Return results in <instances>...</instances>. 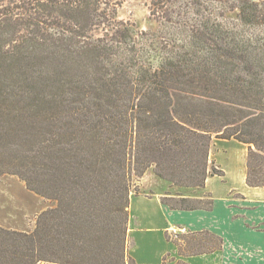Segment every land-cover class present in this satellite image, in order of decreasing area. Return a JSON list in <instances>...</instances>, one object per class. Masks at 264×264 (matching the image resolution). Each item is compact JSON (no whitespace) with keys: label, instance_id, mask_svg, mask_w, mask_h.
I'll list each match as a JSON object with an SVG mask.
<instances>
[{"label":"trees","instance_id":"obj_1","mask_svg":"<svg viewBox=\"0 0 264 264\" xmlns=\"http://www.w3.org/2000/svg\"><path fill=\"white\" fill-rule=\"evenodd\" d=\"M124 1L0 0V177L57 202L33 232L0 226V264H137L135 180L153 168L205 189L225 176L215 138L248 145L246 183L264 188V0H150L153 33L118 19ZM161 202L214 209L211 195ZM168 239L182 257L224 246Z\"/></svg>","mask_w":264,"mask_h":264},{"label":"crops","instance_id":"obj_2","mask_svg":"<svg viewBox=\"0 0 264 264\" xmlns=\"http://www.w3.org/2000/svg\"><path fill=\"white\" fill-rule=\"evenodd\" d=\"M248 151V145L236 140L217 139L214 142L210 154V162L215 157L216 168L222 170L225 176L209 177L206 183L205 189L212 194L211 196L214 199V209L210 212L204 210H172L162 204L163 192L161 191L133 195L131 197L128 224L129 257L135 260L137 264H162L166 256H168L167 264H178L180 261L186 264H195L198 258L211 257L223 252L225 249L229 252L228 240L219 229L224 223L239 229V236L245 243L243 248H245L247 253L253 255L257 252H264V233H260L261 236L253 234L254 232L245 224V221L248 224H264L262 220L253 221L252 215L258 213L260 209L250 215V219L238 217L233 220L232 208L226 203L235 194L248 201L258 202L264 200V197H260L258 200L256 197V200H252L257 195L264 196V188H251L246 183ZM220 162L227 165H222ZM159 181L164 183V185L169 183L163 179ZM218 187L225 188L226 195L218 197ZM179 191L184 197H188L187 194L190 192L188 189H180ZM221 208L224 216L219 215V217H223L219 218V220L216 217H218ZM211 218H216L217 220H213V223L206 225ZM176 229L185 231L184 233L176 232L178 234L210 231L223 238L224 249L201 256L182 257L179 255L175 243L168 239V235H173V231ZM234 244L237 245L235 241ZM236 251L239 250L236 249Z\"/></svg>","mask_w":264,"mask_h":264},{"label":"rangeland","instance_id":"obj_3","mask_svg":"<svg viewBox=\"0 0 264 264\" xmlns=\"http://www.w3.org/2000/svg\"><path fill=\"white\" fill-rule=\"evenodd\" d=\"M118 19L135 26L136 30H145L148 32H157L158 24L152 19L150 14V0H125L118 9ZM217 141L215 138L213 141ZM213 147V146H212ZM221 161V160H220ZM215 157L211 164L215 165ZM220 164L225 165L223 162ZM227 165V164H226ZM225 165V166H226ZM159 178L154 169L148 170L143 178L139 181L135 180V188L133 189V195L148 194L155 191L163 192V196H180L182 193L179 191L180 187L172 185L170 182L168 185H164L159 181ZM167 186V187H166ZM169 187V188H168ZM160 188V189H159ZM188 197H201L205 195H212L207 189L196 190L188 189ZM217 195H226L225 188L218 187ZM131 196V197H132ZM183 196V195H181ZM257 200L264 196H255L252 200ZM230 208H232V219L243 217L250 219V215L260 209L258 213H254L253 221H264V200L263 201H248L235 194L231 196L230 200L226 202ZM57 206V202L53 200H47L36 193L30 191L26 184L17 176L4 175L0 177V226L5 229L16 230L20 232H33L36 228L37 220L39 216L46 210L52 209ZM130 213V210H129ZM224 216L222 208L219 210L218 217ZM216 218H211L207 221L206 225L213 223ZM220 220V219H219ZM246 226L254 232L253 234L264 233V224H248L245 221ZM219 229L223 232L228 240L229 252L223 250L221 253H217L211 257H201L196 259L195 264H264V252H257L252 254L247 253L245 243L240 239L239 229L229 224H222ZM176 232L184 233L182 230H174L173 235ZM175 239V238H174ZM234 241L237 245L234 244ZM235 246V247H234ZM224 249V248H223ZM232 249V250H231ZM239 250V251H236ZM126 255H128V236L126 245ZM257 256V258H256ZM210 258V259H209Z\"/></svg>","mask_w":264,"mask_h":264}]
</instances>
